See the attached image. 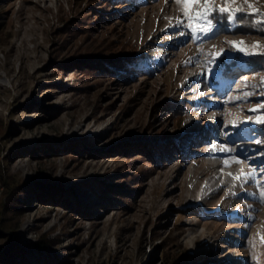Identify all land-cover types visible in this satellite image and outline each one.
<instances>
[{
	"label": "rangeland",
	"instance_id": "374dc122",
	"mask_svg": "<svg viewBox=\"0 0 264 264\" xmlns=\"http://www.w3.org/2000/svg\"><path fill=\"white\" fill-rule=\"evenodd\" d=\"M179 8L0 0V227L20 247L14 264H264V204L251 195L264 185V152L245 122L264 112L249 111L264 101L252 87L264 57L253 67L225 43L264 44V30L223 20L193 42L166 27ZM246 91L256 94L229 99ZM233 156L255 177L234 180L241 171L223 163ZM217 166L229 186L199 199Z\"/></svg>",
	"mask_w": 264,
	"mask_h": 264
},
{
	"label": "snow or ice",
	"instance_id": "6c2138e0",
	"mask_svg": "<svg viewBox=\"0 0 264 264\" xmlns=\"http://www.w3.org/2000/svg\"><path fill=\"white\" fill-rule=\"evenodd\" d=\"M167 3L168 0H165ZM175 4L179 5V11L182 13L181 16L175 18H168V26L184 27L191 32V38L193 42L202 40L203 38H210L214 36L219 31V23L226 19L229 24L234 23L237 20L242 19L243 17L250 18L253 25L259 27L261 30H264V12L259 8L255 7V0H172ZM246 6V7H245ZM187 21V23H186ZM185 32H181L180 35H185ZM225 43L228 44L229 49L236 51L244 55L245 57L250 56H261L264 57V44H261L259 41L253 42L251 45H247L244 40L233 41L225 40ZM243 45V46H242ZM213 48L216 45H212ZM198 50L199 49L198 46ZM227 50L225 48H220L218 51L211 53L212 60L209 63H213L217 58L224 54ZM215 71V70H213ZM247 82V78H245ZM247 86V83H245ZM254 88L264 89V76H261L259 79V84L252 85ZM253 92H243L241 96L230 97L229 99H248L249 97L255 95ZM260 96H264V91L258 93ZM260 109H264V101L255 104V106L249 111L256 112ZM254 121L257 124H264V112L260 115L253 117H245V122ZM212 151H221V152H232L234 149L228 148L225 145H212ZM240 162L238 156L225 158L223 163L225 166L229 164V161ZM223 171V169H221ZM229 175H232L229 173ZM256 175L255 171H241L237 176H234L233 179L237 181L248 182L250 178H254ZM258 183V181H254ZM235 195V193H232ZM253 197L259 200L260 203L264 204V185H261L259 194H251ZM249 209H252V205L247 206ZM253 211L247 213V221L249 223L245 224V228L251 227V222L255 219ZM259 237V243L264 244V235L257 233ZM248 245L250 248L254 249L257 246L256 239L250 238L248 240ZM252 259L255 261L257 257L252 256Z\"/></svg>",
	"mask_w": 264,
	"mask_h": 264
},
{
	"label": "trees",
	"instance_id": "16d2710c",
	"mask_svg": "<svg viewBox=\"0 0 264 264\" xmlns=\"http://www.w3.org/2000/svg\"><path fill=\"white\" fill-rule=\"evenodd\" d=\"M226 20V19H225ZM235 27L236 30H239L241 32H247L250 31L254 28L255 25L252 24L250 18L248 17H243L240 20L235 21ZM219 24H221L220 21H218ZM221 62L224 63V66L229 67V63L224 60V57L220 58ZM247 60L249 62V64L253 67L258 66V64L262 63L260 57H255L253 58L252 56L247 57ZM177 109L179 110V108L177 107L175 109V107L170 106L169 107V111L171 113H175L178 112ZM179 114V113H177ZM255 130L253 131L255 134H258V137H260L262 145H263V152H264V124H255ZM6 181V180H5ZM7 184H9L8 182H6ZM12 186V187H11ZM8 187H10L11 189H14L13 185H9ZM16 205H12L11 208H14ZM2 219V216H0V220ZM14 221H16V217L14 218ZM13 222V220H12ZM0 231L5 233V236H7V239L5 240V242H3L2 244H0V261H3V264H14V256L17 254V252H19L20 247L16 241L15 238H13L11 236V232L7 229H2L0 227ZM37 247L38 248H43L45 247V245H42L41 242L37 243Z\"/></svg>",
	"mask_w": 264,
	"mask_h": 264
},
{
	"label": "bare ground",
	"instance_id": "6f19581e",
	"mask_svg": "<svg viewBox=\"0 0 264 264\" xmlns=\"http://www.w3.org/2000/svg\"><path fill=\"white\" fill-rule=\"evenodd\" d=\"M209 113H210V111L208 112V111H205V112H203L202 113V118H209ZM204 130L206 131V132H208V128H204ZM216 141V140H215ZM213 143V142H212ZM215 145H217V143H214ZM219 145V144H218ZM221 163L222 162H219L218 164L219 165H221ZM229 166H231V167H233L234 169H235V171H236V173H239L241 170H240V168H239V163L238 162H232L231 160L229 161V164H228ZM227 165V166H228ZM217 167H219V166H217ZM216 167V168H217ZM221 169L222 168H220V169H218V171H219V173H216V174H214V175H211V177L208 179V180H205L206 182H205V185H202V187H201V190H200V193H201V196H206L207 194L205 193V187H210V186H212L216 181H223V183H222V185L223 186H229V183H227L225 180H224V177H223V171H221ZM225 173V172H224ZM212 181H214V182H212ZM221 185V186H222ZM206 194V195H205ZM202 197V198H203ZM201 198V200H203Z\"/></svg>",
	"mask_w": 264,
	"mask_h": 264
}]
</instances>
